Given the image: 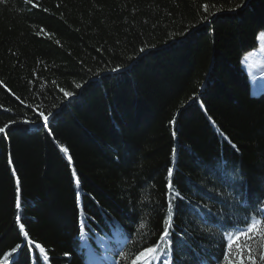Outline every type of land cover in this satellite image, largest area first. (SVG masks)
<instances>
[{"label":"trees","instance_id":"trees-1","mask_svg":"<svg viewBox=\"0 0 264 264\" xmlns=\"http://www.w3.org/2000/svg\"><path fill=\"white\" fill-rule=\"evenodd\" d=\"M247 1L0 0V264H84L81 213L129 236L118 264L166 220L154 264H223L264 208V91L241 67L264 0Z\"/></svg>","mask_w":264,"mask_h":264},{"label":"snow or ice","instance_id":"snow-or-ice-1","mask_svg":"<svg viewBox=\"0 0 264 264\" xmlns=\"http://www.w3.org/2000/svg\"><path fill=\"white\" fill-rule=\"evenodd\" d=\"M207 9V6H205ZM143 50V49H142ZM66 96H71L72 93H65ZM48 117L44 116L45 123ZM4 132V128H0V133ZM235 147V145H233ZM63 151H66L62 149ZM15 174V173H13ZM169 192H173L174 188L171 182L172 170L169 169L168 172ZM17 196L15 207L17 210L21 208L20 196H19V181L17 180ZM264 212H261L259 216L252 217L246 221V227L238 229L236 232H229L226 234L227 239V251L223 253V264H234L239 262V264H245V262H250V264H264ZM17 222L20 221L21 217L19 211L16 216ZM165 226L162 230V235L159 236V243H156L150 247L144 248L140 251L135 259L132 260V264H154V262L159 259L160 246L162 243L168 244L170 247V229L171 223L166 220ZM144 225L141 224V228ZM20 231H24L23 224H20ZM83 234V233H82ZM258 247H253L254 243H257ZM39 247V245H37ZM43 251V249H41ZM13 264H18L17 261H13Z\"/></svg>","mask_w":264,"mask_h":264},{"label":"bare ground","instance_id":"bare-ground-1","mask_svg":"<svg viewBox=\"0 0 264 264\" xmlns=\"http://www.w3.org/2000/svg\"><path fill=\"white\" fill-rule=\"evenodd\" d=\"M260 76H264V74L261 73ZM87 227L88 223L81 213L80 235L77 237V241L79 243V253L83 256L84 264H118V257L129 243V236L121 230L117 231L115 228H110L108 232H97L89 229V235L86 231ZM111 229L115 233L111 232ZM93 235H95L97 242L93 239ZM37 249L44 259L42 263L49 262L47 255L45 257L43 251L40 248Z\"/></svg>","mask_w":264,"mask_h":264},{"label":"rangeland","instance_id":"rangeland-1","mask_svg":"<svg viewBox=\"0 0 264 264\" xmlns=\"http://www.w3.org/2000/svg\"><path fill=\"white\" fill-rule=\"evenodd\" d=\"M249 1L251 0H248L247 2ZM247 2L245 5L248 4ZM241 67L248 75L250 91L252 95L255 96L263 92L264 91V76H260V74L261 73L264 74L263 73L264 72V30L260 32V35L258 37V47L248 52L244 56V58L241 61ZM145 76L148 80L152 79L151 74L149 73H146ZM2 133H0V136L2 135ZM111 232L115 233V231H113L112 229H111ZM93 237H94L93 239L96 240L95 235H93Z\"/></svg>","mask_w":264,"mask_h":264}]
</instances>
